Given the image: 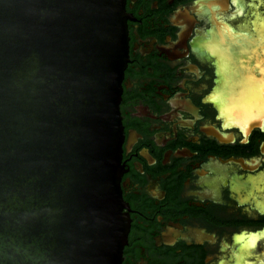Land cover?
<instances>
[{
    "label": "flooded vegetation",
    "instance_id": "1",
    "mask_svg": "<svg viewBox=\"0 0 264 264\" xmlns=\"http://www.w3.org/2000/svg\"><path fill=\"white\" fill-rule=\"evenodd\" d=\"M123 11L119 264H250L255 252L264 264V77L251 60L256 49L264 63V0Z\"/></svg>",
    "mask_w": 264,
    "mask_h": 264
},
{
    "label": "water",
    "instance_id": "2",
    "mask_svg": "<svg viewBox=\"0 0 264 264\" xmlns=\"http://www.w3.org/2000/svg\"><path fill=\"white\" fill-rule=\"evenodd\" d=\"M123 0H0V264H119Z\"/></svg>",
    "mask_w": 264,
    "mask_h": 264
},
{
    "label": "bare ground",
    "instance_id": "3",
    "mask_svg": "<svg viewBox=\"0 0 264 264\" xmlns=\"http://www.w3.org/2000/svg\"><path fill=\"white\" fill-rule=\"evenodd\" d=\"M260 37H258L257 40L254 41L253 43V48L255 45H257L258 43L260 44H264V35L262 34H259ZM262 44V46H263ZM260 51V50H259ZM252 52V51H251ZM255 55H256V49H253V53H252V62H253V65L259 69L260 73L263 75L264 77V63L261 62L260 60L256 59L255 58ZM261 78V77H260ZM259 78V79H260ZM258 79V80H259ZM256 83V82H255ZM254 83V86H253V90H254V104H257L258 106V111L260 110V112H262V114H264V95H262L261 93H264V88H260V84L257 85V83L255 84ZM251 84V83H250ZM263 84H264V80H263ZM264 87V86H263ZM257 109V108H256ZM243 125V124H242Z\"/></svg>",
    "mask_w": 264,
    "mask_h": 264
},
{
    "label": "rangeland",
    "instance_id": "4",
    "mask_svg": "<svg viewBox=\"0 0 264 264\" xmlns=\"http://www.w3.org/2000/svg\"><path fill=\"white\" fill-rule=\"evenodd\" d=\"M258 5L256 4L255 5V7H257ZM255 13H256V11H255ZM255 16H256V14H255ZM264 86V84H262V85H260V88H264L263 87ZM254 91V90H253ZM261 247V246H260ZM256 248V247H255ZM259 250V249H258ZM263 249H262V253H263ZM259 257H260V254L259 255H257V253L255 252L254 254H253V256H250L249 257V259L247 258L246 260L248 261L249 260V263L250 264H256V261L258 262V260H259ZM252 258V259H251Z\"/></svg>",
    "mask_w": 264,
    "mask_h": 264
}]
</instances>
